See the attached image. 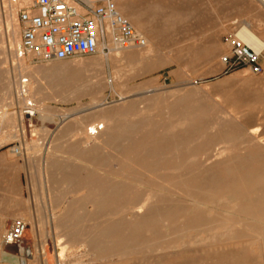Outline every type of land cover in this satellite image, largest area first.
<instances>
[{"label":"rangeland","instance_id":"obj_1","mask_svg":"<svg viewBox=\"0 0 264 264\" xmlns=\"http://www.w3.org/2000/svg\"><path fill=\"white\" fill-rule=\"evenodd\" d=\"M17 1L19 2V0ZM35 1L36 0H33V2ZM11 5H16L15 3H13V0H0V102L5 101V107H8V111H10V113L13 114V118L11 119V122L9 123L10 126L8 125L5 128L7 137L8 138L10 137V139L9 141L2 144L0 148L2 147L1 149L3 151L19 149L21 152V155L17 156V159H18L20 168H23L24 173H25V188H26L27 206H31L30 207L31 211H33V208L35 210V223L31 224V227L33 224L35 226V236L29 239L31 244L29 245L28 251L29 250L31 251L32 253L31 256L29 254L19 253L18 250H16V248L13 246L2 245L3 247L2 249L5 252L10 254L11 256L10 258L13 261H10L9 263L2 262V258L0 255V264H155V263L156 264H164V263L165 264H176L177 262L178 264H193V261L196 262L194 264H210V263L221 264L222 261L224 262V259L227 261L222 264H228V263L229 264H240V263L241 264H244V263L260 264L257 255L254 254L252 250H249L248 248L246 249V246L244 245V238L242 239V237L237 238L241 240L234 241V243L231 246L225 245L227 243H222L221 245L220 242H226V240L221 237L220 238L217 237L215 242H205V243H202L201 245L196 244V246L199 245L198 247H196L195 244L194 245L186 244L185 246L183 245V248H181L182 247L181 246L175 249V251H173L174 249H168V250H162V249L164 247H167L170 244L179 243L184 238L178 235H172V237L167 236L165 238L164 236L166 235H162L159 230H155L152 233V235H149V236H146L144 233H141V232L138 233L141 239L144 237L146 238L147 243L144 244L143 243L144 240H143L141 241L142 243H140L139 245L133 248L131 244L133 233L128 230V227L132 223L130 219L128 218L120 219L118 217H115L113 219V217L112 218L106 217L105 222H104L102 221L104 220V218L100 220V218L98 219L95 217L96 219H94L93 217V218H90L91 220L89 221L88 218L86 217H87L88 212L91 209L88 207H92V206L89 204H85V203L81 204L84 201L82 197L84 198V195L86 194L84 183L88 181L87 179L89 178L88 182L90 183L92 182V184L94 183L98 184L103 178L101 177V175H99L101 173L103 174V176L106 174L108 179L109 177L111 178L112 176L113 180L112 181L110 180V181L112 182V184L115 181L116 183L114 185H117L118 184L117 182L119 180V175L121 178L127 177L128 175H130V177L133 178V176L136 175V172L140 171V169L132 165L131 166L125 165L124 160H126L127 162L128 156L127 157L123 156L120 162L118 161L115 162V160L113 159H110L111 161L109 162L108 157H104V159H102L103 162L100 160L103 164L106 161L105 158L108 159L107 165L105 163H104L105 165L104 164L102 165V166H105L104 167L105 170L108 167L107 168L108 170L106 171L103 170L102 169L103 167L101 166H99V169L97 167L92 170L93 175H91L92 174V171H90L91 168L88 170V169H84L80 167L81 170L79 171L78 169L80 168H77L76 165L80 162L79 161L80 158H78L77 160L75 159L74 164H73L72 160L74 159L73 158L69 159V156L64 154L67 152L69 153L70 151L69 148L71 146L73 147L74 145L72 142L75 143V146L77 145L78 137H76V135L74 134H64L62 130L69 123H72L74 121L80 122V123L82 122L88 123L89 121L91 122V120L93 121L94 117L98 116V114L100 113H101L100 115H102L103 111H106V110H108V112L110 113H113V115L115 114L116 111L120 113H124L125 109L130 110L129 112H132V113H138L141 111V109L144 108V106L137 104L138 105L137 107L135 103H137L139 99H142L144 97L142 96V94H145V96H147L148 98L153 97L149 99V102L156 101L152 109V112L154 113L152 114L150 113L152 117L150 121L152 122L165 121L164 119L165 116L166 117L168 116V112L165 109L167 106H168L167 108L184 107L183 105H185L186 107V104H189V101L191 102V100L193 99L191 102V103L193 102L195 103V104L193 103V106H198L199 104V106H201L204 109L207 108L209 110L213 108L216 110L215 114L217 116H215L211 120L210 122L211 124L217 121H223L221 119L222 117L221 115H224V116L226 115L227 117L229 116L228 119L230 120L232 118L235 119V121H233L232 119L234 124L241 123L248 129H250V131L258 128L259 129L258 136L261 137L260 140L262 138H263L262 140H264V52L259 55L256 53L260 57V63L263 68V73L261 75H255L252 73L251 70L247 68H241L235 71H229L223 62L225 57H229L231 55L230 41L233 38H237L238 33L243 28H246L252 31L255 35H257L260 39L264 41V8H263L264 6L257 0H132L130 6L129 5L125 6L126 10L128 11L129 14L133 15L134 17H138L140 19L141 30L146 35L145 38L152 41L153 54L150 56V59L148 61H144V63L142 62L140 64H135V65H132V67L131 66L124 67L125 65L120 66V71H118L119 77L117 81L125 83V87L122 88L119 85V83L115 86L111 85L110 81L112 80L113 73L116 69L114 68V65L107 60L106 57H105L106 59H105L104 66L102 68H97V72L100 73L101 75L100 74L97 75L96 78H95V75L97 73L96 70L93 73V69L92 70L84 69L85 68L84 65L90 60H93L96 57H98L99 56L98 54L92 57H76L68 61H50V62L44 61L40 57V54L36 55V52L26 54L23 57H19L17 54L18 52L17 50H19L18 48L19 46L17 45V48L16 47L14 48L15 50L12 49V46L9 44V40H8V23L5 17L7 16L5 14V10H7ZM27 8L29 7H22L19 10V13L21 10L27 9ZM18 15L15 21V25L18 24V27L20 29L19 30L20 31L19 43L21 45L23 28L19 22ZM132 28L136 31V27L132 26ZM114 33L115 31L113 32V35L111 34L112 36L111 40L113 43L118 44L114 40ZM108 39H109V36H108ZM108 44H109L108 41L106 43H101V45L103 46L102 47L103 53L106 56L109 55V52L105 51V48L109 50ZM76 61L78 62L83 61V63L84 62L85 63L83 66H78L76 65L77 63ZM154 63L157 65L154 66L155 65ZM149 64L154 66V68L152 66H148ZM68 65L72 68L71 71L77 73V75L73 77L72 79L67 76L65 78L62 77L63 75L65 76L63 72L66 66ZM146 66H148V68ZM129 68H132V69H129ZM98 69L100 72L98 71ZM59 70H61V72ZM101 71L104 73H101ZM88 72L90 74H88ZM86 74H87V77L85 76ZM93 74L95 75L93 76ZM37 75H41V76L42 75H47V76H50V75L59 76L60 75L62 79L59 81L62 83L61 86L63 87L69 85L70 83L75 84L77 81L81 83L83 82V79L85 76V78H88V80L84 79V81H86L87 84L88 82L98 81L99 83H102L104 87H101L102 85L100 84V87L102 88L101 94L100 96H97V97L95 95H92L89 91L85 92L88 89L84 88V90L83 89L82 90L85 93L80 92L76 95L64 94L62 96L61 95L56 96L55 94H53V96H51L52 98L49 97V99L46 98L49 95L34 96L35 98L28 97L29 98L27 99L28 102L27 101L22 102L21 99L24 98V95L20 93V88L18 87L21 82V77L24 80L29 79L28 77H30V81H31L32 78ZM82 76H83V79H82ZM98 76L99 77L101 76V77L99 78ZM97 77L99 79H97ZM92 78L93 79L95 78V79L93 80ZM67 79H69L70 81H67ZM104 79H105L104 84L107 86L103 84ZM99 80H102V81L100 82ZM61 89H64V88H61ZM49 90H51V87H49ZM87 93L88 95H86ZM153 95H155V97ZM63 96H65L66 98H64ZM123 96H124V99L126 98V100H128L129 102L131 101L130 104L128 103V101L126 103V100L124 99L122 100L124 104L121 102V98ZM57 97L59 98L57 99ZM186 97H188L189 99H184V102H183L182 98H186ZM41 98H43L44 101H42ZM95 98L100 99L103 102V106L105 105V107L101 106L102 108L101 107L93 108L94 106L93 100ZM28 103H32L33 106H28L27 105ZM132 103L134 105L133 108L137 107L138 111L136 108L133 110ZM164 104L166 107L161 106V108L158 109L160 105H164ZM172 104L175 106H173ZM123 105L126 106L127 108L125 107H124L125 109L121 108L123 107ZM190 105L191 104L187 105V107H190ZM154 108H155V111H153ZM41 109L44 111L41 112L42 111ZM110 109L111 111H109ZM115 109L116 111H114ZM27 110L34 111L35 116L31 119L26 117L24 115V111H27ZM159 110L161 111V113ZM95 111H98V113L96 114ZM45 112H47L46 114L51 113L50 116H54V120L44 121L43 118H41V115L45 114ZM108 112L106 111L104 113L108 114ZM162 112L164 115L167 113L165 116H163L164 118L161 117L163 115ZM63 113H69V115L71 114L73 116L72 118L68 120L69 122L68 121L62 122L64 119L60 117L63 116ZM110 113L108 115H110ZM89 115L90 116L93 115V116H92V119L89 118L88 120V117H90ZM157 115L159 117L156 118ZM218 116L220 117V120ZM80 119H82L81 120L82 122L80 121ZM83 119L85 121H83ZM119 119L121 121H125V119H128V118H125L124 120L123 118H119ZM129 119L128 121L133 120L132 118L130 120ZM89 124L90 123H88V125ZM196 125L197 126L195 128L192 127L189 129H196V132L202 133L204 135H203V138L196 143V149L193 150V152L191 151L193 156H195V159L190 160L188 162V165L184 168V171L186 173H189L187 174L186 177L192 178V177H195V174L198 175L199 173L203 171L211 170V169L214 170L215 167L213 169V167H211L210 165L218 161L225 162L229 159L228 161H230V163L231 162L234 163L236 162L237 159L240 161V158L242 162L247 161L246 159L243 158L247 154L244 152L243 148L245 149L249 147L250 149L253 148L252 150L249 149V151L250 153H254L253 156L255 155L256 157L252 160V162L255 159H259L261 161L263 160L262 162L255 160L254 163L256 164V161H258L257 162L258 165H254L252 167L250 166L248 167L239 166L238 167V166H234L231 163L228 166H222V168L216 167L217 170L216 169L215 170L216 171H227V170L247 169L251 171H256V170L264 169V166L262 165L260 166V164L264 163V156H261L262 152L260 150L255 149L253 147L254 146L253 144L250 145L248 143H245L246 138L243 140L244 142L242 144L240 143V145L239 144L237 145V148H236L237 151L240 150L238 154L236 150H232L231 153H226V155L224 154L223 159H222V157L218 156V154L220 153V149L223 146L221 145L217 146V143H216L217 138L220 135H222V133L217 134L216 131H210V130L206 132L205 129L207 127V123L204 121ZM218 131H221V130L219 129ZM53 138L54 139L57 138L58 140V142L57 140H55L56 141L55 146H54L55 142ZM212 138L213 140H211ZM66 139H68L67 142L65 141ZM60 142H62L64 147L61 145ZM60 145H61V148L59 147ZM58 147L63 152L58 150L59 149ZM205 147L206 149H204ZM62 148L64 150H62ZM67 148H68V151H67ZM73 150L74 148L71 149L70 152H73ZM242 150H243L242 152L243 154L241 153ZM62 154L65 155V157H61ZM47 155L49 156L48 159L46 158ZM129 155H132V151ZM237 156L239 158H237ZM53 157L54 159H56L55 161H53L54 160L52 159ZM59 158L61 160H59ZM50 160L52 161L51 163H50ZM63 161H67L69 163L66 162L67 164H65ZM70 161L72 162V164ZM55 162L57 163L61 162L63 166H66V167L65 168L62 167V169L57 168L56 170V166H55L53 169H55L56 171L55 173L54 171H52L53 173L51 174L53 175H51L50 177L49 176L50 171L53 170L50 165H53V163ZM49 163H50L49 165L50 167L48 169L51 168V170L48 171L49 172V175H48V172H46L47 171L46 168L48 167L47 164ZM203 163H206V165H204ZM129 164L131 163L129 162ZM70 165L72 166L75 165L74 167L71 166L72 169L73 168L75 169L71 170L70 169L71 167H68ZM66 168H68L67 173H65ZM118 168L121 170H119ZM124 169L126 170L125 173L123 171ZM59 170H60V173H59ZM69 170H71L72 172L69 173ZM127 170H129L128 172L130 174L127 172ZM89 171L91 172V174ZM110 171H112L111 173L113 174L110 175ZM84 172H86L87 174ZM72 173L76 177H74ZM78 173L84 174V175H79ZM123 173L125 174L124 176L122 175ZM63 174L66 177H64ZM89 174L91 176H89ZM53 176H55V179H53ZM71 176L73 178H76L74 180L72 179V181L74 182L77 180L78 177L80 178L79 180H83L84 183H82L81 181L80 182L84 185L83 186L84 188L82 187V184L79 183V181H76L78 183L73 184V182L71 181ZM106 176H104L105 177L104 179H107ZM114 176H117L118 178ZM48 177L52 179V182L53 180L54 181L56 180L53 183V186L55 188L54 190L58 192L56 195L60 196L61 198H58L57 196L55 197L54 190L51 193V197L47 196L46 179ZM67 177H69L70 179L69 181L70 184L68 183L69 179ZM63 178L64 179L67 178L68 180L64 181ZM97 178L99 179L101 178V180H98ZM95 179H97L98 181L97 180L94 181ZM115 179L116 180L118 179V180L116 181ZM62 182H63L64 188H63ZM71 183L73 184V186ZM65 185L67 186L65 187ZM156 185L157 184H153V186H156ZM57 187L60 190L62 191L64 190V191L61 192L60 190L57 189ZM70 187H71V190L69 189ZM80 187H82V191H80L81 190ZM77 190H79V192ZM74 193L76 194L74 195ZM70 198L72 199V201H70L71 200ZM50 199H53V200H50ZM56 199H58L59 201H56ZM59 204H62V205L60 206ZM70 205L72 206L73 209L71 208L69 209L68 206ZM74 205H77V206H74ZM81 206H82L83 213L78 212L81 209L80 208ZM122 206H123V203L121 204V207ZM77 207L80 209H78ZM75 208H77L78 211ZM64 210H66L65 213H64ZM68 212L71 213V214L69 213V215L71 216L70 219L69 217H67V215L65 216V214H67ZM60 215H62L63 219L61 218ZM60 218L61 220L64 221V223H67L68 221L70 222H68L67 225H64L63 221L61 222ZM84 219L86 220V222L88 221L87 222V224L89 223L88 225H90L91 222L93 223L94 220H97V219L100 220V221L97 220V222H100L102 225H100V223H97L96 221H94L95 224L90 225V226L95 225L96 227L103 226L107 221L106 219H109L111 221L109 222L107 221L108 223H106L105 226H109L111 224L110 222L115 220L112 223L113 225L112 224L111 225L112 226L115 225V229H117L116 228L117 226H121V232L119 234L121 236L120 237L121 240H119V243H118L121 247L117 246L118 244L116 243L115 245L117 247L114 245V248L116 250H113V251L110 250V248L113 249V245H110L106 248L100 247L99 249H97L94 246L87 247V244L83 243L85 242L84 239L87 233L84 235L83 232H87L88 230H90V226L86 224ZM192 219L194 218L192 217L187 218L186 222H192V221L197 222L198 220V219H194V220ZM119 221L122 222V225H118V223H116ZM69 225H72V226L70 227ZM86 226L88 227L85 228ZM112 226L110 227L113 229ZM82 229H83V232H82ZM84 229L85 230L88 229V230L84 231ZM77 231L81 232V233L79 232L80 236L78 235V233H76ZM70 234H76V235L75 236L73 235L72 237V235ZM76 236L77 237L79 236L83 239L81 240L80 238H76ZM74 237L76 238V240ZM207 237H208L207 235L204 236V238H207ZM124 240H126L124 245H126L127 248L126 246L122 247L123 242L121 241H124ZM128 240H130L131 243H128L127 242ZM73 241L74 242L78 241V242L74 243ZM186 241H189V239H187ZM61 242L64 246L62 244L61 245L65 247L64 254L61 253V249H60L62 248L60 247ZM155 242L158 245L150 244V243H155ZM215 244H218V245H215ZM118 247H120V249ZM231 247L235 251L230 250ZM145 248L148 250H145ZM186 248H189V249H186ZM198 248H199V252L197 250ZM240 248L241 249L244 248L243 251ZM126 249H128L131 252L129 253L126 252L128 251ZM239 249L241 250V252ZM245 249H246V252H245ZM120 250H123V251L119 252ZM225 250L227 251L230 250L229 253L232 251L234 252L229 254ZM236 250H239V251L236 252ZM247 250H248V254H244V253H247ZM114 251H118L119 253L114 252ZM116 253L119 254L121 258L122 257L123 258L121 259L117 255L119 257L118 259V257L116 256ZM125 253L128 254L130 257L127 256ZM218 253L219 255H217ZM238 253H239V256H237ZM241 253L244 255H242ZM102 254L103 255L105 254L104 258H106L107 256L108 258H106L105 260L104 258H102L103 256ZM136 254L138 255V257L136 256ZM100 255L101 257H99ZM189 256L192 257V259ZM219 256L220 257L222 256L221 257L222 259L220 258L222 260L220 263H219V260H220ZM241 256H246V257H241ZM183 257H185L186 259ZM193 257H196V258H193ZM238 257L240 259H237ZM241 258L243 259L242 262L244 261L243 263L241 262ZM179 259L181 261H179ZM244 259H247V260H244ZM235 260L238 261V263L235 262ZM257 260L258 262H256ZM214 261L216 262L214 263Z\"/></svg>","mask_w":264,"mask_h":264},{"label":"bare ground","instance_id":"obj_2","mask_svg":"<svg viewBox=\"0 0 264 264\" xmlns=\"http://www.w3.org/2000/svg\"><path fill=\"white\" fill-rule=\"evenodd\" d=\"M257 1L260 2L264 6V0H257ZM131 2H132V0H122L119 3L118 9H119L120 14L123 16V18L125 20H127L131 26L136 27V32L146 42L145 46H143V47L132 46L129 48H124V47L120 46L119 44L113 43L111 40V37H112L111 34L113 35L114 30L111 28L110 24L108 23L107 24V32H108V36L110 39V40L109 39L107 40L109 43L108 44L109 45V55H107L108 57L103 53V48H102L103 46L101 44H99L98 53H97L99 55L98 57H96L93 60H90L85 65H84L85 62L83 63V61H80V62L76 61L77 63L74 62L78 66L84 65V67H85L84 69H86V70L87 69H90V70L93 69V73H94L95 70L97 72V68H102L104 66L105 59L107 58V60L109 62H111L114 65V68L116 69L113 73V78L110 81V83L112 86H115L119 83V85L122 88L125 87V83L117 81L118 77H119L118 71H120V66L125 65L124 67H130V66L132 67V65L140 64L142 62L144 63V61H148L150 59V56L153 54L152 41L145 38L146 35L141 30L140 19L138 17H134L133 15L129 14L128 11L126 10L125 6H127V5L130 6ZM6 20L8 23L9 44L12 46V49H14L15 47L17 48V45L19 46L18 48H20V43H19V36H20L19 30L20 29L18 27V24L15 25V21H16L15 14H12V13L8 14L6 16ZM237 38L240 41H242L244 44L250 46L254 50V52L256 51L255 53H257L258 55L262 54L264 52V41L262 39H260L257 35H255L252 31H250L246 28H243L238 33ZM17 54H18V52H17ZM37 54H40V51H36V55ZM156 65L157 64H155L154 66H156ZM137 66H139V65H137ZM148 66H152V65L149 64ZM148 66H146V67L148 68ZM154 66H152V67L154 68ZM80 68H82V67H80ZM135 68H137V67H135ZM71 69L72 68L69 65L66 66V68L63 72V74H65V76L63 75L62 77L65 78L67 76V77H70L71 79L73 77H75L77 75V73L71 71ZM129 69H132V68H129ZM48 70H50V69H48ZM124 70H126V69H124ZM59 71L61 72V70H59ZM98 71H99V69H98ZM102 71H101V73H104ZM89 72H88V74H90ZM85 73H87V72H85ZM97 73H96V75L93 74V76L95 75V78L97 75L100 74V73H98V74ZM60 74H62V73H60ZM103 75H102V77H103ZM85 76L87 77V74ZM85 76H84V79L88 80V78H85ZM98 77H97V79H99L101 76L99 78ZM28 78L29 79H25V80L21 79V82L18 86L20 88V93L24 95V98L21 99L22 102L23 101L26 102L27 99H29L28 97H34V96H47V95H49L48 97H46L47 99H49V97L52 98L51 96H53V94H55L56 96L57 95L62 96L64 94L76 95L80 92H84L83 91L84 88L88 89L85 92L89 91L92 95H95L97 97V96H100V94H101V89H102L101 87H104L102 85V83H99L96 80H95L96 82H94V81L88 82L87 81L88 82V84H87L86 81H84L83 76H82L83 82L80 83L79 81H77L75 84L70 83L69 85L64 86V87L61 86L62 83L59 81L62 79L60 75L59 76L37 75V76H34L31 81H30V77H28ZM67 81H70V80L67 79ZM99 81L101 82L102 80H99ZM104 83H105V79L103 80V84ZM100 84L102 85L101 87H100ZM105 86H107V85H105ZM109 86H110V84H109ZM49 87H51V90H49ZM61 88H64V89H61ZM84 93H83V95H84ZM70 95H68V96H70ZM79 95H81V94H79ZM86 95H88V93ZM142 96H144V97L142 99H139V101H137V103L133 102L136 105L138 104V105L144 106V108L141 109V111L138 113L129 112L130 110H126L125 108H127V107L123 105V107H121V108L125 107L124 113L117 112L115 109L114 111H116L117 113L115 112V114L113 115V113H110V112H108V110H106L108 112V114L110 113V115H108L107 113L105 114L104 112H106V111H103L102 115H100L101 114L100 113V114H98V116L94 117L93 121L92 120H91V122L89 121L88 122V123H90L89 125L86 122H85L86 124L83 123L81 121L82 119H80V121L82 123L74 121L72 123H69L64 129L61 128V129H63L62 131L64 134H74V135H76V137H78L77 145L75 146V143L72 142L74 145L71 143L73 145V147L71 146L69 148L70 151H71V149L74 148L73 152L69 151V153L68 152L64 153V154L69 156V159L70 158L74 159V160H72L73 164H74L75 159L77 160L78 158H80V160H79L80 162L79 163L77 162L78 164L76 165L77 168L82 167V168L88 169V170L91 168L90 171H92L93 169H95L97 167L99 169V166H101V167H103L102 169L105 170L104 169L105 166H102V165L104 163L107 165L108 159L105 158L106 161L102 164V162H103L102 159H104V157H108L109 162L111 161L110 159L115 160V162H117V161L120 162L123 156H126V157L128 156L127 162H126V160H124L125 165H129V166L132 165L136 168L138 167L140 169V171H142V172H140V171L136 172V175H134L133 178H131L130 175H128L129 170H127L128 176L126 175L127 177L121 178L119 175V180L117 179L118 180L117 185H114L116 183L115 181L112 184V182H111L113 180L112 176H111L112 179L109 176H108L109 177V179H108L106 174L104 176H106L107 179H104L105 177L103 176V174H101V173L99 174V175H101V177H103L102 180H101V178L100 179L97 178L98 180H101L100 181L101 183L100 182L98 183L99 185L97 183L96 184L94 183L95 184L94 185V184H92V182L91 183L88 182L89 178L87 179L88 181H86V183H84V181L79 180L80 178L77 176L78 178L76 181H79V183H81V182L84 183L85 189H86V194L84 195V198L82 197V199L84 201L81 204L85 203V204H89L92 206V207H88L91 209H90V211L88 210L89 212H88L86 218H88L89 221L91 220L90 218H93V217H94V219L100 218V220L104 218V220H102L104 222H105L106 217H108V218L113 217V219L115 217H118L120 219L121 218L130 219L132 221V223L128 227V230L133 233V237L131 239L132 243L130 242V240H128L127 242L131 243L133 248L136 247L137 245H139L140 243H142L141 241H143V240H144L143 241L144 244L147 243L146 238L144 237L141 239L140 236L138 235V233L141 232V233H144L146 236H149V235H152V233L155 230H159L162 235H166V236H164L165 238L167 236L172 237V235H178V236H182V238H184L181 242L170 244L167 247H164L162 249V250L174 249L173 251H175V249H177L181 246H182L181 248H183V245L185 246L186 244H188V245L189 244H191V245L195 244V246H196V244L201 245L202 243H205V242H215L217 237H219V238L221 237V238L226 240V242H220L221 245H222V243H227L225 245L231 246L234 243V241L241 240V239H237V238L242 237V239L244 238V245L246 246V249L248 248L249 250H252L253 253L257 255L260 264H264V169L263 170H256V171H251V170H247V169L216 171L217 170L216 167L222 168V166H228L229 164L232 163V162L230 163V161H228L229 159L227 157L228 160L225 162H220L217 160L218 162L212 163L210 165L211 167H213V169L215 167L216 170L215 169L214 170H212V169L206 170V171L199 173L198 175L195 174V177H192V178L186 177L187 174H189V173H186L184 171V168L188 165V162L190 160L195 159V156H193L192 152H193V150L196 149V143L198 141H200L204 135L202 133L196 132V129H189L192 127L195 128L197 126L196 124L204 121L207 123V127L205 129L206 132H208L210 130V131H216L217 134L222 133V135L219 134L220 136L216 140L217 146H220V145L223 146L220 149V153L218 154V156L222 157V159H223L224 154L226 155V153H231L232 150L237 151V149H236L237 145L238 144L240 145V143L242 144L244 142L243 140L245 138H246L245 143H248L250 145L253 144L254 145L253 147L255 149L260 150L262 152L261 156H264V140H262L263 138L260 140L261 137L258 136L259 129L256 128V129H253L252 131H250V129H248L247 127H245L241 123L240 124L239 123L234 124L233 121H235V119L232 118L233 119V121H232V119L231 120L228 119L229 116L227 117L226 115L225 116L221 115L222 116L221 119L223 121H217V122H214L211 124L210 123L211 120L215 116H217L215 114L216 110L213 108L209 109V110L207 108L204 109L201 106H199V104H198V106H193L194 102L191 103L193 99L191 100V102L189 101V104H191L190 107H187V105H189V104H186V107H185V105H183L184 107H179V108H176V107L175 108H172V107L167 108L168 106L166 107L165 104L160 105V107H158V109L161 108V106L166 107L165 109L168 112V116H167L168 118L165 116L167 113L164 115L162 112L163 115L161 117L165 116V118L163 117L165 119V121H163V122L162 121L161 122L160 121L152 122V121H150L152 118L151 114L154 113V112H152V109H153V107H154L153 105L156 101H154V102L150 101L149 102V99H151L153 97L150 96L151 98H148L147 96H145V94H142ZM153 96L155 97V95H153ZM63 97L66 98L65 96H63ZM58 98L59 97H57V99ZM123 99H124V96L121 98V102ZM182 99L184 102V99H189V98L186 97V98H182ZM41 100L44 101L43 98H41ZM124 100H126V98ZM178 100H180V99H178ZM127 101L128 100H126V103H127ZM130 102L128 101L129 104H130ZM163 102H165V101H163ZM39 103H40V101H39ZM133 103H132V108L134 106ZM93 104H94L93 108H98V107L103 106V102L97 98H95L93 100ZM27 105L33 106L32 103H28ZM138 105H137V107H138ZM173 106H175V105H173ZM103 107H105V105ZM137 107H134L133 110L136 108L138 111ZM165 109H164V111H165ZM0 110H2V111H0V146H1L2 144L9 141V139H10V137L9 138L7 137V134L5 132V128L8 125L10 126L9 123L11 122V119L13 118V114H11L10 111H8V107H5V101L0 102ZM43 111L44 110H42L41 112H43ZM109 111H111V109ZM153 111H155V108ZM95 112H96V114L98 113V111H95ZM95 112H94V114H95ZM46 113L47 112H45V114L41 115V118H43L44 121L45 120H54V116H50L51 113H49V114H46ZM91 113H93V112H91ZM160 113H161V111H160ZM24 115L31 119L35 116V112L27 110V111H24ZM92 116H90V117L87 116L88 120H89V118L92 119ZM72 117L73 116L71 114L69 115V113H63V116H61L60 118L64 119L62 122H64V121L66 122ZM157 117H159V116L157 115L156 118ZM119 118H123V120L125 118H128V119L132 118L133 120L129 119L130 121H128V119H125V121H121ZM154 120H155V118H154ZM219 120H220V117H219ZM83 121H85V120L83 119ZM86 121H87V119H86ZM219 129L221 131H218ZM206 135H207V133H206ZM63 136H61V137H63ZM54 138H53V140L55 142L54 143V146H55V144H56L55 140H57V138L56 139H54ZM204 138H205V136H204ZM67 140L68 139H66L65 141L67 142ZM211 140H213V138ZM57 142H58V140H57ZM60 143L63 146L62 142H60ZM57 145H59V144H57ZM61 145L59 146L60 148H61ZM60 148L58 150L61 151ZM241 148H243V147H241ZM204 149H206V147ZM249 149H250V147L245 148V149L243 148L244 152L247 153L246 156H244L243 158L246 159L247 161L242 162V160L240 158V161L237 159L236 162H234L232 164L234 166H238V167L239 166H242V167L250 166V167H252L254 165H258L257 162L258 161L260 162L261 160L255 159V160H258V161H256V164L254 163L255 160L252 162V160L256 157H255V155L253 156L254 153H250ZM252 149H250V150H252ZM62 150H64V149L62 148ZM243 150L241 151V153L243 152ZM67 151H68V148H67ZM131 151H132V155H129L131 153ZM239 151L240 150L237 151V154ZM61 152H63V151H61ZM61 152H59V153H61ZM241 153H239V154H241ZM11 154L13 156H20L21 152L19 149H17V151L12 150ZM228 155H230V154H228ZM236 155H234V156H236ZM199 156H201V155H199ZM240 156H242V155H240ZM61 157H65V155L62 154ZM257 157H259V156H257ZM46 158L48 159L49 156L47 155ZM60 158H59V160L62 159V158L61 159ZM237 158H239V157L237 156ZM52 159H54V157ZM51 160H50V163L52 162ZM55 160L56 159H54L53 161H55ZM131 160H132V162H131ZM128 161L131 164H129ZM221 161H223V160H221ZM61 162L60 163L55 162V163H53V165H50V163L47 164L48 167L46 168L47 169L46 172L51 170V168L53 169L55 166H56V170H57V168L58 169L59 168L62 169V167L65 168L66 166H63V164ZM63 162L65 164L69 163L67 161H63ZM71 164H72V162H71ZM203 164L206 165V163H203ZM49 165L51 166L50 169H48L50 167ZM192 165H193V163H192ZM261 165L264 166V163L260 164V166ZM71 166L72 165H70L68 167H71ZM74 166L75 165H73L72 167H74ZM72 167L70 168L71 170L75 169V168L72 169ZM107 168H106V170H108ZM198 168H199V166H198ZM67 169L68 168L65 169L66 171L64 170L65 173L68 172ZM127 169H129V168H127ZM56 170L55 169L51 170L50 175H49V172H48V175L51 177V175H53V174H51V173H53L52 171H54V173H55ZM71 170H69V173L72 172ZM78 170L80 171L81 168ZM119 170H121V169H119ZM113 171H115V170H113ZM123 171L125 173L126 170L124 169ZM196 171H197V169H196ZM198 171H199V169H198ZM111 172L112 171H110V175L113 174ZM59 173H60V170H59ZM84 173H86V172H84ZM124 173L122 174L123 176L125 175ZM90 174H91V172H90ZM90 174H89V176L93 175V171H92V174L91 175ZM95 174H97V173H95ZM58 175H60V174H58ZM72 175H74V174L72 173ZM79 175H84V174H79ZM64 177H66V176L64 175ZM74 177H76V176L74 175ZM114 177H117V176H114ZM67 178L69 179V177H67ZM67 178H65V179L63 178V180L64 181L68 180ZM53 179H55V176H53ZM72 179L74 180L76 178H73L71 176V181H72ZM97 179H95L94 181H96ZM55 181L53 180V182H52V179L49 177L46 179V188H47V196L48 197H51V193L55 189L53 186V183ZM69 181H70V179L68 180V183H69ZM76 181L75 182L72 181L73 184L78 183ZM68 183H66V184H68ZM73 184H72V186H73ZM153 184H157V185L153 186ZM55 185H56V183H55ZM62 185H63V182H62ZM84 185L82 184V187ZM66 186L67 185H65V187ZM82 187H80L81 188L80 191H82ZM63 188H64V185H63ZM57 189L60 190L58 187H57ZM69 189L71 190V187ZM72 190H73V188H72ZM60 191L63 192L64 190L63 191L60 190ZM77 191L79 192V190H77ZM54 192H55L54 194L56 197L57 196L56 194L58 192H56V190H54ZM71 192H73V191H71ZM75 194L76 193H74V195ZM80 195H82V194H80ZM57 197L61 198L60 196H57ZM66 198H68V197H66ZM50 200H53V199H50ZM56 201H59V200L56 199ZM70 201H72V199ZM122 203H123V206L121 207ZM81 204H79V205H81ZM59 205L61 206L62 204H59ZM70 206H68L69 209L70 208L73 209L72 206L71 207ZM74 206H77V205H74ZM77 208H75V209L77 210ZM80 208H78V209H80L79 211L77 210L78 212H82V206ZM65 211L66 210H64V213H65ZM69 213L70 212L65 214V216L67 215V217H69V219H70L71 216L69 215ZM60 216L62 218V215H60ZM67 217H65V218H67ZM191 217L194 219H198L197 222L196 221L186 222V219L191 218ZM61 218H60V220H61ZM194 219H192V220H194ZM27 220H28V218H27ZM64 220H66V219H64ZM97 220H94V221L97 222ZM100 220H98V221H100ZM106 220L108 222L111 221L109 219H106ZM189 220H191V219H189ZM28 221H25L27 226H29V229L27 230V232L25 234L24 243L22 246L15 247V248H16V250H18L19 253L29 254L31 256L32 255L31 251L30 250L28 251L29 245L31 244L29 239H31L33 236H35V226L33 224L31 227L32 223H30ZM62 221L63 220H61V222ZM94 221H93V223L91 222L90 225L95 224ZM107 221H106V223H108ZM113 221H115V220H113ZM113 221L110 223L112 224ZM68 222H70V221H68ZM85 222H86V220H85ZM87 222H86V224H87ZM119 222H116V223H118V225H122V222H120V224H119ZM63 223H64V221H63ZM67 223H64V225H67ZM97 223H100V222H97ZM105 224L103 226H97V227L95 225H92L93 228H92V226L88 225V226H90V230L87 229L88 230L87 231L84 229V231H87V232H83V229H82V232L84 233V235L87 233L85 235V239H84L85 242H83V243L87 244V247L88 246H94L97 249H99L100 247L106 248L110 245H113V249L110 248V250H112V251L116 250L114 248V245H115V243L118 244L119 240H121L120 239L121 236L119 235L121 232V226H117L116 227L117 229H115V225L112 226L113 224L112 225L110 224L109 226H105ZM100 225H102V224L100 223ZM69 226L71 227L72 225H69ZM78 226H79V224H78ZM88 226H86L85 228H87ZM110 226H112L113 229ZM60 228H61V226H60ZM66 229H68V228H66ZM74 230H76V229H74ZM79 232L77 231L76 233H78V235H79ZM83 233H82V235H83ZM70 235H72V237H73V235L75 236L76 234H70ZM205 235H207L208 237L204 238ZM79 236L78 237L76 236V238H80L82 240L83 238H81ZM76 238H75V240H76ZM70 239H71V237H70ZM187 239H189V241H186ZM77 242L75 241L74 243H77ZM121 242H123L122 247H125L126 245H124V243L126 242V240L121 241ZM61 244H62V242L60 243V247H62V248H60L61 253L64 254L65 253V247H63L64 245L62 244L63 245L62 246ZM120 244H122V243H120ZM150 244H156V242L150 243ZM156 245H158V244H156ZM215 245H218V244H215ZM117 246H120V245L118 244ZM198 246H196V247H198ZM223 246H224V244H223ZM82 247H84V246H82ZM120 247H118V248L120 249ZM144 247H146V246H144ZM201 247H203V246H201ZM126 248H127V246H126ZM231 248H230V250H234L233 248L232 249ZM128 249H126V250H128ZM157 249H159V248H157ZM186 249H189V248H186ZM243 249H241V250L243 251ZM246 249H245V252H246ZM123 250H120L119 252H121ZM145 250H148V249L145 248ZM183 250H185V249H183ZM197 250L199 252V248ZM230 250H228V251L225 250V251H227L229 253ZM239 250H236V252ZM241 250H240V252H241ZM178 251H180V250H178ZM234 251H232V252H234ZM114 252L119 253L118 251H114ZM126 252L129 253L131 251L128 250ZM227 252H226V254H227ZM232 252H230V253H232ZM117 253H116V256L117 255L119 256V254H117ZM151 254H153V253H151ZM244 254H248V250H247V253H244ZM244 254H242V255H244ZM92 255H94V254H92ZM104 255L102 256V258H104ZM114 255H115V253H114ZM122 255H124V254H122ZM126 255L129 256L128 254H126ZM169 255H168V257H169ZM217 255H219V253ZM127 256H125V257H127ZM136 256L138 257L137 254H136ZM203 256H204V254H203ZM234 256H236V255H234ZM237 256H239V253ZM99 257H101V255ZM119 257H118V259H119ZM196 257H193V258H196ZM221 257L219 256V259ZM241 257H246V256H241ZM106 258H108V256ZM106 258H104V259L106 260ZM183 258H185V257H183ZM190 258L192 259V257H190ZM190 258H188V259H190ZM180 259H179V261H181ZM221 259L219 260V263L222 261ZM237 259H240V258L238 257ZM255 259H256V257H255ZM236 260H235V262L238 263V261H236ZM242 260L243 259L241 258V262H242ZM244 260H247V259H244ZM226 261L227 260L224 259V262H226ZM248 261H246V262H248ZM187 262H188V260H187ZM215 262L216 261H214V263ZM224 262L222 261V263H224ZM256 262H258V260ZM189 263H190V261H189ZM194 263H196V262L193 261V264ZM239 263H240V261H239ZM176 264H178V262ZM210 264H212V263H210ZM244 264H246V263H244Z\"/></svg>","mask_w":264,"mask_h":264},{"label":"built area","instance_id":"obj_3","mask_svg":"<svg viewBox=\"0 0 264 264\" xmlns=\"http://www.w3.org/2000/svg\"><path fill=\"white\" fill-rule=\"evenodd\" d=\"M121 1L36 0L19 14L23 31L18 56L40 51V57L46 62L95 56L99 44L108 40V23L120 46H145V40L120 14ZM230 47L231 55L223 60L229 71L247 68L255 75L263 73L260 57L249 46L233 38ZM105 51L109 52L107 48ZM27 230L23 220H15L3 237L4 245L22 246Z\"/></svg>","mask_w":264,"mask_h":264},{"label":"crops","instance_id":"obj_4","mask_svg":"<svg viewBox=\"0 0 264 264\" xmlns=\"http://www.w3.org/2000/svg\"><path fill=\"white\" fill-rule=\"evenodd\" d=\"M13 3H15L16 5H11L7 10H5V14L6 15L10 13L15 14L16 18L19 13V10L22 7H31L34 4L33 0H19V2L17 0H13ZM1 148H0V255L2 258V262L9 263L10 261L13 260H11L10 254L2 249L3 248L2 245H4L3 237L10 230L15 220H23L24 222L29 220L28 222L35 223V210L33 208V211H31L30 209L31 206H27L25 173H24V169L20 168L19 166L17 156H13L11 154L12 150L3 151Z\"/></svg>","mask_w":264,"mask_h":264}]
</instances>
